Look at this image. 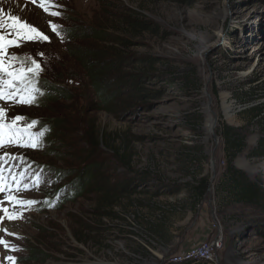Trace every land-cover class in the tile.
<instances>
[{
    "label": "rangeland",
    "instance_id": "1",
    "mask_svg": "<svg viewBox=\"0 0 264 264\" xmlns=\"http://www.w3.org/2000/svg\"><path fill=\"white\" fill-rule=\"evenodd\" d=\"M50 2L58 16L31 0H11L3 9L49 40L23 38L33 35L27 30H20V37L0 31V61L7 68L10 56H31L42 67L36 77L38 94L49 90L48 84L55 86L46 77L63 78L66 100L45 108L37 98L31 105L21 104L19 96L7 95L8 89L0 99L4 124L21 116L16 126L36 121L30 129L36 134L41 122H63L51 136L42 131L37 148L10 144L7 137L0 145V168L9 179L0 190V239L8 243L7 248L0 244V264H168L170 257L192 253L218 231L226 243L214 264H264V207L231 205L219 194L227 165L223 125L247 136V151L235 166L264 182V158L249 156L264 134V0ZM126 18L150 29L133 33ZM50 22L61 29L98 26L112 33L116 43L124 42L117 38L128 42V48L115 43L121 60L106 75L104 100L65 55ZM9 39L20 46H8ZM191 75L200 89L183 86ZM133 76L145 79L134 82ZM209 108L218 114L211 132L206 129ZM90 132H101L113 146L126 148L133 171L103 146L95 148L87 138ZM203 177L209 188L199 199L194 188ZM86 178L95 179V187L85 189ZM125 179L138 184L132 198L113 209V216H96L101 198L96 190ZM81 189L86 193L80 195ZM78 193L81 197L75 199ZM27 200L36 203H21ZM10 215L15 218L8 219Z\"/></svg>",
    "mask_w": 264,
    "mask_h": 264
},
{
    "label": "trees",
    "instance_id": "2",
    "mask_svg": "<svg viewBox=\"0 0 264 264\" xmlns=\"http://www.w3.org/2000/svg\"><path fill=\"white\" fill-rule=\"evenodd\" d=\"M126 23L130 26V30L133 33H141L142 30H149V26L132 20V18H126ZM59 36L62 41V47L64 48L65 55L74 60L81 68L82 72L87 79L89 87L93 89L99 98L104 100L106 91V75L111 72L116 61L121 60L122 51L120 48L115 47V39L112 38L113 34L106 30H101L98 26L82 27V26H65L59 29ZM123 43H116L121 47H127L128 42L125 40L116 39ZM99 42L97 46H90L87 42ZM103 43V46L102 44ZM95 45V44H94ZM98 47V48H97ZM31 57V56H30ZM30 64V63H29ZM28 64V65H29ZM33 66V65H29ZM49 82L55 84V86L47 85L49 90L44 93H37L35 98L39 100L40 105L43 106L53 105L56 106L58 102L66 100V89L63 86V78H57L54 80L50 77H46ZM145 77L133 76L132 81L137 82ZM36 87H39L37 78L34 77ZM183 86L189 90L200 89L198 81L191 75V78L185 77L182 82ZM51 86V87H50ZM39 95V96H38ZM242 104H246L241 101ZM251 103V100L246 101ZM255 103V100L252 101ZM245 106V105H244ZM45 108V106H43ZM247 112V111H246ZM59 127H63V122L53 120L51 125H48L47 121L40 124L38 133L42 131H48L49 136L56 132ZM45 133L41 137V143L43 141ZM220 135L223 140L224 152L227 158V165L220 178V191L222 199L226 200L229 204H240L248 207L262 208L264 207V182L257 178H250L244 171H241L235 166V161L247 151V136L238 128H234L228 125H223ZM26 136V135H25ZM27 137V136H26ZM95 148L104 147L111 152L115 157L119 159L121 166L128 171H133L132 156L127 152V149L121 146H113L111 141L103 133L99 132L94 135L92 132L87 137ZM28 139V137H27ZM27 142V140H25ZM254 159L264 158V134L262 135L257 147L250 152L249 155ZM96 166V165H95ZM75 173V172H74ZM92 177V176H89ZM83 178L77 179L81 181ZM96 180L93 178H86L85 189L89 186L95 187ZM146 184V183H139ZM76 185V184H74ZM104 188L96 190L100 192L101 198L96 200L94 214L99 218H109L113 216V209L120 206L121 202L126 199L132 198V188H137V183L133 185V180L125 179L122 183L111 186L109 182L103 184ZM77 188V186H76ZM209 188V180L202 178L197 181L194 188L196 198L201 199ZM78 189V188H77ZM95 189V188H94ZM84 189H81L80 195L84 193ZM78 193V195H79ZM86 193V192H85ZM102 193V194H101ZM73 196L75 199L81 196ZM199 195V196H198ZM198 196V197H197ZM65 201V200H62ZM51 203V201L49 202ZM52 203H55L54 201ZM51 209H59L57 206L49 204ZM195 261L183 262V263H168V264H195Z\"/></svg>",
    "mask_w": 264,
    "mask_h": 264
},
{
    "label": "snow or ice",
    "instance_id": "3",
    "mask_svg": "<svg viewBox=\"0 0 264 264\" xmlns=\"http://www.w3.org/2000/svg\"><path fill=\"white\" fill-rule=\"evenodd\" d=\"M31 3L38 4V7L42 8L43 11L50 16L55 17L59 15V12L52 10L57 6L55 4H52L50 0L49 2H46V0H39V2L38 0H31ZM4 16H7V20H4L2 18ZM8 21H11V23H8ZM49 26L53 32L59 35V25L50 22ZM5 29L10 30V37L13 34H15L17 37H20V30H27L33 35L23 38L30 40L38 39L42 42L49 40V37L47 35L41 33L37 27L28 24L26 20H23L21 17L16 16L12 13H4L3 9H0V31H3ZM3 40L4 36L0 35V41ZM8 46L18 47L20 46V44L19 42L13 43V41L9 39ZM3 47L4 45L0 44V50H2ZM9 60L12 61V64H9L7 68L4 66L3 62L0 61V73L6 74L8 77L7 80H4L3 76L0 75V99H3L5 97V89H8L9 91L7 95L13 97L19 96V99L16 101L17 103L31 105L35 102V95L39 93V88L36 87V82L33 77H37L39 75L42 67L34 58L28 56L27 54H25L23 57L10 56ZM29 63L33 66H27ZM14 64H19V67L13 68ZM3 118L4 110L0 109V145L3 144L5 137H7L10 144L15 143L21 147H39L43 133L41 132L38 134H32L30 132V129L37 124L36 121H32L25 128H19L16 126L17 122L23 120L24 117L16 116L9 124H4L2 122ZM22 135H27L28 139L26 143L22 140ZM2 162L3 159L0 158V163ZM2 180L3 176L0 175V181ZM21 203L32 205L36 202L33 200H27L21 201ZM4 211L7 212V209H4ZM13 218L15 217L12 215L8 216V219ZM0 244H4L6 248L8 247L7 241H4L3 239H0ZM11 250L15 249L13 248ZM8 259L12 260L14 258L8 257Z\"/></svg>",
    "mask_w": 264,
    "mask_h": 264
},
{
    "label": "built area",
    "instance_id": "4",
    "mask_svg": "<svg viewBox=\"0 0 264 264\" xmlns=\"http://www.w3.org/2000/svg\"><path fill=\"white\" fill-rule=\"evenodd\" d=\"M225 243V234L221 231H218L215 236L201 243L197 250L193 251L192 253L185 254L182 257H170L168 263L203 261L208 264H214L216 262L218 252L224 249Z\"/></svg>",
    "mask_w": 264,
    "mask_h": 264
},
{
    "label": "bare ground",
    "instance_id": "5",
    "mask_svg": "<svg viewBox=\"0 0 264 264\" xmlns=\"http://www.w3.org/2000/svg\"><path fill=\"white\" fill-rule=\"evenodd\" d=\"M15 2V1H14ZM11 3V0H0V9H5L8 4ZM19 5V4H18ZM224 101L227 100V98H223ZM5 106L0 103V108H4ZM225 112L228 115V107H225ZM207 121H206V129L207 131L211 132L214 129V125H216L218 120V114L216 115L210 108L207 109L206 112ZM5 118V117H4ZM252 174V173H250ZM7 228L6 230L9 231Z\"/></svg>",
    "mask_w": 264,
    "mask_h": 264
}]
</instances>
